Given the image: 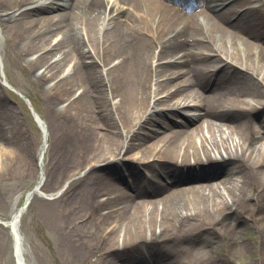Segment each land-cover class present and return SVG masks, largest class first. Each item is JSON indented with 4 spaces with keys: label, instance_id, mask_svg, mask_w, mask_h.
<instances>
[{
    "label": "bare ground",
    "instance_id": "obj_1",
    "mask_svg": "<svg viewBox=\"0 0 264 264\" xmlns=\"http://www.w3.org/2000/svg\"><path fill=\"white\" fill-rule=\"evenodd\" d=\"M0 32L17 59L37 54L27 67L61 102L50 174L43 184L42 132L26 200L68 182L34 203L73 264H117L126 245L208 264L174 242L264 208V0H0ZM4 99L0 85V129L14 134ZM17 202L5 223L23 264Z\"/></svg>",
    "mask_w": 264,
    "mask_h": 264
},
{
    "label": "rangeland",
    "instance_id": "obj_2",
    "mask_svg": "<svg viewBox=\"0 0 264 264\" xmlns=\"http://www.w3.org/2000/svg\"><path fill=\"white\" fill-rule=\"evenodd\" d=\"M251 5L256 11H262L259 3ZM6 44L0 32V85L5 96L3 103L11 107L17 116V122L7 123L8 129L14 131V134H9L7 128L0 129V264H15L10 228L2 222L10 220L15 199L17 198L18 205L23 204L25 195L37 181L36 162L43 139L31 110L33 108L42 120L47 136L43 160L45 184L50 174L49 162L56 155L60 142L58 127L61 121L58 119L57 109L61 102L56 105L35 80V74L42 69L33 72L27 67L29 59L36 58L37 54L17 59L8 53ZM43 84L47 86V82ZM18 145H22L24 151L20 150ZM67 184L68 182H64L50 192L41 188L24 208L18 231L21 235L25 264H73L58 230L49 224L43 210L34 203L36 198L56 197ZM229 216L231 213H228ZM238 217H231L226 226L219 224L213 228L204 226L195 229V234L188 240L174 242V248L187 242L194 244V248L201 247V250L206 252L208 264H264V208L244 212ZM230 238L236 242H231ZM242 242L247 244L251 251H240L242 256H230L228 252L231 246L235 248ZM140 249L141 247L134 245L123 246L114 255L116 263L127 264L124 260L129 264H161L171 261L164 256L162 259H156L151 254L148 256ZM120 253L124 259L119 258Z\"/></svg>",
    "mask_w": 264,
    "mask_h": 264
}]
</instances>
